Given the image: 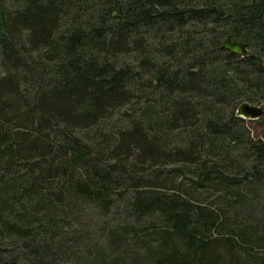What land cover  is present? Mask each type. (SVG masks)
<instances>
[{
    "label": "trees",
    "instance_id": "1",
    "mask_svg": "<svg viewBox=\"0 0 264 264\" xmlns=\"http://www.w3.org/2000/svg\"><path fill=\"white\" fill-rule=\"evenodd\" d=\"M243 101L264 102V0H0V264H264ZM125 199L85 249L78 214Z\"/></svg>",
    "mask_w": 264,
    "mask_h": 264
},
{
    "label": "rangeland",
    "instance_id": "2",
    "mask_svg": "<svg viewBox=\"0 0 264 264\" xmlns=\"http://www.w3.org/2000/svg\"><path fill=\"white\" fill-rule=\"evenodd\" d=\"M189 28V27H188ZM191 29V28H189ZM192 30V29H191ZM194 32V29L192 30ZM142 85H147V79L144 80L143 82H141ZM256 104V103H255ZM261 106V108L263 109V114L255 120H244V126L246 129L250 130V132L252 133V135L254 137H260L261 139L264 140V123L261 122V119H264V102L258 104ZM237 107V104L234 106V108ZM235 110V109H234ZM127 109L126 107H123L121 109H118L116 111H114L112 113V115L110 117H108L105 120V128H104V133L106 134H110L111 129L113 130H119L122 128H125L128 124V119H127ZM107 136V135H106ZM132 196V194L130 193V191H127L125 197H130ZM128 199V198H127ZM127 200H121L119 201L116 206L111 210V214L110 216L107 218V220H103L104 218H102L99 213L97 212L96 209H94L93 207L87 210H85L82 214V212L80 214H78V218H79V223L82 224V229L83 227H88L87 229H83V231H90V235L88 236L87 239H85L86 244H85V249H89L91 247V245L94 242V238H95V232L97 230V226H99V223L101 221H103L104 223L106 221L109 222H115V221H121L122 219H126V212H125V202ZM84 209V208H83ZM82 235H85L84 233ZM80 234V233H79ZM10 241V240H9ZM10 243H5L6 248H7V252L5 253H9V251L12 252L13 248L10 246ZM4 245V247H5ZM80 250V248H76L75 251ZM87 250H85L86 252ZM110 253V252H109ZM78 255V254H77ZM76 255L73 256H68L65 257L63 259H60L57 264H81V263H74V261H72V257H75Z\"/></svg>",
    "mask_w": 264,
    "mask_h": 264
},
{
    "label": "water",
    "instance_id": "3",
    "mask_svg": "<svg viewBox=\"0 0 264 264\" xmlns=\"http://www.w3.org/2000/svg\"><path fill=\"white\" fill-rule=\"evenodd\" d=\"M222 48L227 49L232 53H236L242 57L253 56L246 43L237 40L231 35H228L222 42ZM263 114V109L258 104H253L247 101L239 103L235 109V115L245 120L258 119Z\"/></svg>",
    "mask_w": 264,
    "mask_h": 264
}]
</instances>
